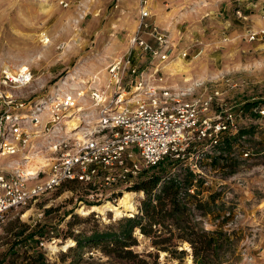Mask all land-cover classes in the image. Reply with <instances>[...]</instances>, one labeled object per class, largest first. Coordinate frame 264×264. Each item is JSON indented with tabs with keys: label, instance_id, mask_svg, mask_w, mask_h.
I'll return each instance as SVG.
<instances>
[{
	"label": "rangeland",
	"instance_id": "1",
	"mask_svg": "<svg viewBox=\"0 0 264 264\" xmlns=\"http://www.w3.org/2000/svg\"><path fill=\"white\" fill-rule=\"evenodd\" d=\"M143 9L149 12L150 27L167 36L175 53L188 49L185 58L172 59L166 66L173 89L192 93L186 99L218 89L222 94L218 103L224 102L235 114L243 112L237 125L250 134L229 151L237 163L235 171L229 174L213 167L211 160L220 154L215 148L199 157L196 178L204 182V197L219 192L224 207L231 209L232 217L223 227L239 239L231 264H264V118L257 112L264 110V0H0V72L6 67L12 71L28 68L32 82L14 92L22 101L46 98L67 76L76 77L74 85L94 75L102 80L107 65L129 50ZM249 31L260 34L249 41ZM149 32L140 30L142 38L155 46ZM133 52L140 58L138 48ZM136 63L145 67L147 56ZM247 103L258 106L246 112ZM246 151L249 156L244 158ZM168 170V175L178 173L175 167ZM116 190H104L101 198L90 200L84 187L65 185L36 204L8 212L0 229V264L9 261V249L16 239L20 246L34 249L43 238L45 249L41 247V251L53 263L68 248L50 253L49 240H56L52 244L59 247L71 241L70 247H74L73 238L65 237L71 230L74 235L88 236L129 218L114 219L110 213L106 219L95 213L83 216L78 211L82 206L87 210L115 203L124 192H130L137 194L132 216L137 215L144 193L131 188ZM202 224L206 230L217 228L211 217L202 219ZM20 231L23 235L17 236ZM134 237L138 242L135 252H155L150 239L138 231ZM187 248L186 243L177 247L184 251L180 259L159 252L157 264H192ZM24 249L12 252L22 256ZM27 250L28 255L33 253ZM83 253L86 262L81 264H111L99 250L87 248Z\"/></svg>",
	"mask_w": 264,
	"mask_h": 264
},
{
	"label": "built area",
	"instance_id": "2",
	"mask_svg": "<svg viewBox=\"0 0 264 264\" xmlns=\"http://www.w3.org/2000/svg\"><path fill=\"white\" fill-rule=\"evenodd\" d=\"M140 16L129 50L107 65L102 80L94 75L74 85L76 77L67 76L46 98L22 101L14 92L32 82L28 68L0 72V229L8 212L65 185L84 187L93 200L104 190L130 189L166 160L182 163L196 177L199 157L217 148L225 134L238 132L243 112L218 103V89L191 99L192 93L173 89L166 66L185 58L188 49L175 53L167 36L150 27L149 12L143 9ZM145 29L155 46L142 38ZM259 34L246 35L254 41ZM135 48L140 58L147 56L143 68ZM257 112L264 118V110ZM38 246L45 249L43 238Z\"/></svg>",
	"mask_w": 264,
	"mask_h": 264
},
{
	"label": "trees",
	"instance_id": "3",
	"mask_svg": "<svg viewBox=\"0 0 264 264\" xmlns=\"http://www.w3.org/2000/svg\"><path fill=\"white\" fill-rule=\"evenodd\" d=\"M257 104L247 103L244 110L250 112ZM249 132L239 129L236 135L222 140V145L217 147L220 154L211 160L213 167L233 173L237 163L230 158L229 151L237 140L249 135ZM174 167L178 173L168 175L167 170ZM203 186L204 182L196 179L187 166L166 160L144 172L131 187L132 191L144 193L137 215L120 219L116 226L93 231L88 236L74 235L71 230L65 237H72L75 246L69 247L58 262L53 263L46 259L38 242L33 249L31 245L20 246L16 239L9 249L11 256L6 264H81L86 262L83 251L87 248L99 250L111 264H157L159 252L180 259L184 251H178L177 247L184 243L189 246L192 264H231L239 241L234 231L223 229L232 217L231 209L224 207L219 192L204 197ZM192 187L195 188L194 194L188 192ZM207 217H211L216 229L204 228L202 219ZM135 231L151 240L154 253L133 250L138 245ZM17 234L23 235L22 231ZM29 237L32 239L33 234ZM21 247L26 248L22 256L20 252H12V249ZM27 248L33 253L28 255Z\"/></svg>",
	"mask_w": 264,
	"mask_h": 264
},
{
	"label": "bare ground",
	"instance_id": "4",
	"mask_svg": "<svg viewBox=\"0 0 264 264\" xmlns=\"http://www.w3.org/2000/svg\"><path fill=\"white\" fill-rule=\"evenodd\" d=\"M176 63H178V62H176ZM176 63H173L172 66ZM179 67H180V65H179ZM24 68L25 67H22V69H24ZM175 69H177V67ZM170 72H171V70H170ZM37 161L39 162V160H37ZM30 170L34 171L35 169L33 167H30ZM136 196H137V194H135V193L124 192L123 195L115 201V203L105 202L100 206H93L87 210L84 207H82V209H80L78 211L83 216H87L91 213H95L98 216L102 217L103 219H106V217L109 213L113 215L114 219H120V218L126 217V216L131 217L132 214L136 211V200H135ZM138 196H142V193H139ZM72 245L73 244L71 241H69L65 246H62V247H59L58 245H53L51 242H49L47 245V248H48V251L50 253H56L61 249L66 250L67 248H69ZM187 251L190 252V249L187 248Z\"/></svg>",
	"mask_w": 264,
	"mask_h": 264
},
{
	"label": "crops",
	"instance_id": "5",
	"mask_svg": "<svg viewBox=\"0 0 264 264\" xmlns=\"http://www.w3.org/2000/svg\"><path fill=\"white\" fill-rule=\"evenodd\" d=\"M188 80V79H187Z\"/></svg>",
	"mask_w": 264,
	"mask_h": 264
}]
</instances>
